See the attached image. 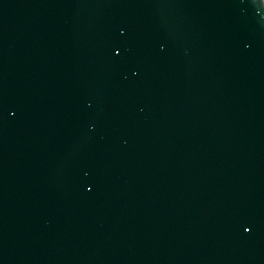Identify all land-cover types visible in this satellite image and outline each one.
I'll use <instances>...</instances> for the list:
<instances>
[{
    "label": "water",
    "instance_id": "obj_1",
    "mask_svg": "<svg viewBox=\"0 0 264 264\" xmlns=\"http://www.w3.org/2000/svg\"><path fill=\"white\" fill-rule=\"evenodd\" d=\"M0 264H264L261 0H0Z\"/></svg>",
    "mask_w": 264,
    "mask_h": 264
}]
</instances>
